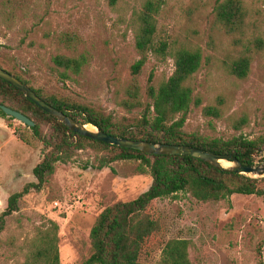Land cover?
<instances>
[{
    "label": "rangeland",
    "instance_id": "obj_1",
    "mask_svg": "<svg viewBox=\"0 0 264 264\" xmlns=\"http://www.w3.org/2000/svg\"><path fill=\"white\" fill-rule=\"evenodd\" d=\"M141 2L119 0L111 8L106 0H0V64L45 94L69 97L118 119L138 118L140 110L128 111L120 101L130 79L129 67L137 59L127 18ZM214 2L164 0L157 16L160 38L198 46L203 53L202 65L189 81L202 104L190 107L184 130L223 139L264 134V51L253 55L246 77L231 75L224 61L238 48L232 44V36L214 22ZM244 3L247 33H258L264 40V0ZM66 32L77 34L80 43L76 52H84L88 61L79 75L61 79L52 69L51 57L67 52L58 41V36ZM172 70L170 57H150L138 78L143 101H147L144 92L148 74L153 72L159 79ZM217 99L221 101L222 117L203 115L202 107L217 103ZM243 116L246 122L234 128ZM41 129L49 133L43 124ZM41 149L42 143L29 127L8 115L0 116V212L11 193L35 181L32 169L41 158ZM92 156L87 148L77 151L75 158ZM260 157L264 159V151ZM79 164L56 163L42 189L21 197L18 210L5 217L0 230V264H20L27 240L37 228L50 226L51 221L57 224L59 264H81L91 253L89 231L101 210L134 199L151 183L149 174L136 172L135 161H117L101 169H83ZM221 164L232 165L226 161ZM155 205L160 230L143 245L141 262L158 264L164 243L172 238L189 240L191 264H257L260 244L264 262L261 197L232 194L203 202L180 192L157 200Z\"/></svg>",
    "mask_w": 264,
    "mask_h": 264
},
{
    "label": "trees",
    "instance_id": "obj_2",
    "mask_svg": "<svg viewBox=\"0 0 264 264\" xmlns=\"http://www.w3.org/2000/svg\"><path fill=\"white\" fill-rule=\"evenodd\" d=\"M115 8L119 0H106ZM164 0H142L127 18V26L133 33V47L137 59L129 67L130 79L124 86V98L120 105L128 111L140 110V117L131 121L104 114L94 107L69 97L45 94L41 88L33 87L20 74L7 70L27 84L40 98L56 109L83 124L96 126L107 134L133 140L154 143L185 144L217 154L232 155L244 165H254L263 158L264 134L249 137L239 134L227 139L208 137L197 132L184 130L186 115L192 105L202 104L189 84L190 78L200 69L203 53L200 47L176 44L158 36L157 16ZM214 22L232 36L231 42L238 49L228 61L227 71L237 77L248 75L254 54L264 51V40L258 33H247L248 10L244 0H215L212 7ZM66 53L51 57L52 69L61 79L79 75L88 58L84 52H76L80 39L74 32L58 36ZM173 61V70L167 77L156 78L148 74L142 100L138 78L150 57ZM0 67L2 65L0 64ZM0 106L5 105L29 117L34 125L29 127L32 135L42 143L41 158L33 166L35 181L25 183L18 191L11 193L6 208L0 212V230L5 217L18 210V202L25 194L39 191L54 172L56 163L80 161L83 169H101L117 161H135L136 172L149 174L150 186L130 201H118L106 206L97 215L89 231L90 255L81 264H146L139 260L143 245L153 239L160 230V218L156 208L159 199L174 197L180 192L191 194L199 201H217L232 194L256 195L264 199V177H250L228 171H220L208 162L185 155H156L107 144L70 131L54 117L27 99L20 91L0 78ZM8 102V103H6ZM221 101L202 107V114L222 117ZM0 116L5 117L0 107ZM246 118L236 120L234 128L239 129ZM41 124L49 128L44 133ZM20 139H25L19 135ZM28 141V140H26ZM90 149L93 156L77 160V151ZM57 224L37 228L27 240L23 261L20 264H59L57 249ZM189 240L172 238L161 250L158 264H191L188 257ZM257 264H264L261 244L256 249Z\"/></svg>",
    "mask_w": 264,
    "mask_h": 264
},
{
    "label": "water",
    "instance_id": "obj_3",
    "mask_svg": "<svg viewBox=\"0 0 264 264\" xmlns=\"http://www.w3.org/2000/svg\"><path fill=\"white\" fill-rule=\"evenodd\" d=\"M0 78L20 91L27 99L32 101L35 105L41 108L44 112L54 117L67 127L70 131L86 136L101 142L120 146L123 148H129L133 150H139L148 154L156 155H185L191 156L204 162L210 163L212 166L220 171L234 172L238 174H245L250 177H264V159L254 165H244L238 160L233 158L232 155L217 154L209 150L196 148L185 144H173V143H154L146 140H133L124 137H118L107 134L101 130H98L96 126H93L95 130H89L81 122L70 117L66 113L56 109L52 105L45 102L40 98L27 84L19 80L14 75L10 74L7 70L0 67ZM5 115H8L15 120L20 121L27 127H32L34 122L25 114L12 109L8 106H0ZM231 162L232 165L224 166L220 161Z\"/></svg>",
    "mask_w": 264,
    "mask_h": 264
},
{
    "label": "bare ground",
    "instance_id": "obj_4",
    "mask_svg": "<svg viewBox=\"0 0 264 264\" xmlns=\"http://www.w3.org/2000/svg\"><path fill=\"white\" fill-rule=\"evenodd\" d=\"M87 129H89V130H95V128L91 125V124H86V126H85ZM222 161H224V160H222ZM220 163H221V161H220Z\"/></svg>",
    "mask_w": 264,
    "mask_h": 264
}]
</instances>
